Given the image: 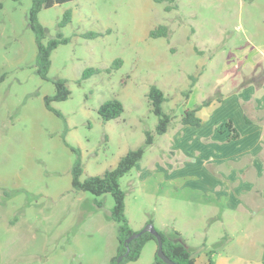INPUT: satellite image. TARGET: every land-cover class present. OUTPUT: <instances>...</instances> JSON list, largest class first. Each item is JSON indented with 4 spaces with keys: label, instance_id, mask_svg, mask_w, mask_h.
Instances as JSON below:
<instances>
[{
    "label": "rangeland",
    "instance_id": "374dc122",
    "mask_svg": "<svg viewBox=\"0 0 264 264\" xmlns=\"http://www.w3.org/2000/svg\"><path fill=\"white\" fill-rule=\"evenodd\" d=\"M176 4L166 11L169 3L154 0H74L42 10L44 44L58 34L70 39L53 51L44 80L36 67L31 0H0V264H111L119 246V226L110 217L114 199L72 187L78 156L67 144L80 149L85 179L116 168L145 146L147 132L154 144L120 180L131 228L140 232L152 221L185 243L197 264L211 251L219 264L263 262L264 201L253 204L259 193L232 204L209 192L223 176L254 180L252 164L264 162V0ZM66 10L72 21L60 28ZM161 25L169 36L151 38ZM87 32L101 36L86 39ZM91 68L100 73L82 80ZM57 79L71 92L52 103L61 116L45 105ZM152 86L165 93L164 111L174 118L162 136L148 101ZM111 99L123 103L124 113L104 122L98 110ZM205 101L211 104L199 114L201 127L180 124L187 109ZM229 121L240 140L229 142ZM257 149L262 152L239 159L223 152ZM157 250L150 241L127 264H156Z\"/></svg>",
    "mask_w": 264,
    "mask_h": 264
},
{
    "label": "trees",
    "instance_id": "16d2710c",
    "mask_svg": "<svg viewBox=\"0 0 264 264\" xmlns=\"http://www.w3.org/2000/svg\"><path fill=\"white\" fill-rule=\"evenodd\" d=\"M74 0H31L32 5L29 13L30 27L35 34L36 44H37V57H36V67L38 75L44 79L49 80L48 73L51 67V55L55 49L60 45H65L70 42L69 38L64 37L62 34H58L57 38H53L44 44V39L46 38V29L39 21V14L44 9L52 8L56 5H62L69 3ZM155 3L163 4L165 2L170 5L166 7V11H172L178 9L176 0H154ZM174 5L171 6V5ZM72 21L71 10H66L61 22L59 23L60 28H64ZM101 36L100 33L87 32L83 34L86 39H94ZM169 36V28L165 25H161L158 28L150 32V37L154 39L167 38ZM122 66V60H116L114 62L113 68L119 69ZM100 73L97 69H87L83 73L82 80H87L95 74ZM54 82L56 87V94L53 97H45V105L48 110L55 112L57 115L61 116L60 112L56 111L52 107L53 102L66 101L71 92L67 86V81L64 79H57ZM168 98L165 93L159 89L157 86H152L148 94L149 105L151 106V111L158 117V124L156 126V134L158 136L165 135L170 127L173 125V117L171 114L164 111V104L168 102ZM211 104L210 101H205L203 104L199 105L193 109H187L181 120L180 124L183 126L201 127L203 120L199 115V112L205 107ZM124 113V105L118 99H111L104 102L99 110L98 114L102 121L109 122L111 120H116L121 117ZM246 122L251 124L252 119L249 115H245ZM227 127L230 128V141H235L240 139L239 131L234 127L233 121L227 123ZM146 143L145 146L139 147L135 150L129 151L125 156H123L117 167L106 171L103 175L99 176H89L82 179L84 175V168L81 161V151L78 148L70 146V149L77 154L78 158L72 168V187L76 191L87 192L93 196L100 197L106 194H110L114 199V207L111 211V220L118 224V235L117 240L119 243L117 255L111 260V264H116L118 257L126 255L121 262V264H127L130 262L138 261L143 253L145 246L150 241L157 240L151 233H144L138 236L136 239L128 243L129 238L132 237L134 233H139L131 228V225L126 217V193L122 190L120 185V180L128 175L137 164L142 161L145 154V147L154 144V134L152 132L146 133ZM101 207V206H100ZM149 223H152L150 221ZM158 232L162 235L164 241V252L165 254L176 264H197L196 256L188 248V246L181 241H174L166 237L161 231ZM213 251L209 252L208 255H212ZM156 264H166L161 259L155 257ZM209 264H216L215 261L210 258Z\"/></svg>",
    "mask_w": 264,
    "mask_h": 264
},
{
    "label": "crops",
    "instance_id": "0c3cea01",
    "mask_svg": "<svg viewBox=\"0 0 264 264\" xmlns=\"http://www.w3.org/2000/svg\"><path fill=\"white\" fill-rule=\"evenodd\" d=\"M200 112H199V114H200ZM233 125H234L235 128L237 127V125L235 126L234 121H233ZM239 133H240V139H241V137H242L241 136V132L239 131ZM228 136H230V132H229ZM240 139H238V140H240ZM238 140H235V141H238ZM229 142H231V141H229ZM229 151H231L232 154L235 155L236 159L241 158L243 155H245L248 152L249 153H253L254 155L259 154L260 152H262V150H259V149H257V150H242L241 152L237 151L236 153H234L232 150H225L223 152H224V157L226 159L231 158L230 156H228L229 155ZM252 167H253V171L256 172L255 177L258 178V181H259L258 185L256 184V182H257L255 180L256 178L254 180H252V181L251 180L245 181L244 179L236 180V179H234L232 177L228 178V177H224L223 176V178H219L218 177L219 179H222V180L218 181L216 183V185L214 186V188H213V192H209V193H213L215 197H217L216 195L218 194V198L221 201L225 200L227 203H232L233 204L236 199H238V200L243 199L245 196H247L248 193L252 192L255 189L257 191V193H259V194H258V196H256V198H258V199L254 200L253 204H257L261 200L264 201V162L259 160V164L258 165L252 164ZM204 170L206 171L207 176L211 175V176H209V179L211 177H213L215 180L217 179V178L214 177V175L212 173L208 172V170H206L205 168H204ZM192 177H196L197 178V179H194L195 183L202 184L203 180H202V178L200 176L194 175ZM231 178H232V181H230ZM202 187L203 186H201V185L198 186L199 189H202ZM204 187L207 190L211 189V188H209L207 186H204ZM259 199H261V200H259ZM259 209L262 210L261 207ZM261 212H263V211H261ZM213 255H214V253H212L211 256L208 255L206 262L209 263V259L210 258H212V259L214 258ZM213 260L215 261V259H213ZM206 262L204 264H206ZM215 263L219 264L218 261H215ZM260 264H264V260Z\"/></svg>",
    "mask_w": 264,
    "mask_h": 264
},
{
    "label": "water",
    "instance_id": "95a60500",
    "mask_svg": "<svg viewBox=\"0 0 264 264\" xmlns=\"http://www.w3.org/2000/svg\"><path fill=\"white\" fill-rule=\"evenodd\" d=\"M144 233H151L155 236L157 240L158 250H157V257L161 259L166 264H176L174 261H172L164 252V241L162 235L158 232V230L155 228V226L152 223H148L146 227L140 231L139 233H134L131 238H129L128 243L132 240L136 239L138 236L144 234ZM126 255L120 256L117 259L116 264H121L124 257Z\"/></svg>",
    "mask_w": 264,
    "mask_h": 264
}]
</instances>
